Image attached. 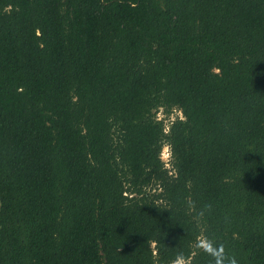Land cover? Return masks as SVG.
<instances>
[{
  "label": "trees",
  "instance_id": "trees-1",
  "mask_svg": "<svg viewBox=\"0 0 264 264\" xmlns=\"http://www.w3.org/2000/svg\"><path fill=\"white\" fill-rule=\"evenodd\" d=\"M202 237L264 264V0H0V264Z\"/></svg>",
  "mask_w": 264,
  "mask_h": 264
},
{
  "label": "clouds",
  "instance_id": "clouds-1",
  "mask_svg": "<svg viewBox=\"0 0 264 264\" xmlns=\"http://www.w3.org/2000/svg\"><path fill=\"white\" fill-rule=\"evenodd\" d=\"M164 153L167 159H171L170 146H165ZM196 248L211 256L213 264H237L235 257L226 256L224 246L222 244L215 245L206 237H202L197 242ZM173 264H187V260L183 254H180L177 256L176 260L173 261Z\"/></svg>",
  "mask_w": 264,
  "mask_h": 264
},
{
  "label": "rangeland",
  "instance_id": "rangeland-1",
  "mask_svg": "<svg viewBox=\"0 0 264 264\" xmlns=\"http://www.w3.org/2000/svg\"><path fill=\"white\" fill-rule=\"evenodd\" d=\"M180 116H181V115L179 114V112H178L177 110H174V111H172V114L169 116V119H166L165 122L173 121V120H175L177 117L179 118ZM157 117H158L159 119L164 118V114H163L162 110H160V111L158 112ZM165 122H164V123H165ZM164 149H165V146L162 148V151H161V154H160V159H161V161H163V162L165 163V166L168 167V159H167L166 156H165Z\"/></svg>",
  "mask_w": 264,
  "mask_h": 264
}]
</instances>
